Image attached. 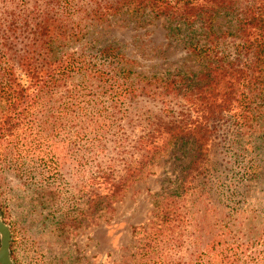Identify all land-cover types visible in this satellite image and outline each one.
<instances>
[{
  "label": "trees",
  "instance_id": "1",
  "mask_svg": "<svg viewBox=\"0 0 264 264\" xmlns=\"http://www.w3.org/2000/svg\"><path fill=\"white\" fill-rule=\"evenodd\" d=\"M0 4V145H11V151L18 152L26 148V157H33L45 144L38 133L58 130L63 118L72 121L84 116L88 105L94 109L90 98L94 88H104L111 100L126 99L130 104L139 93L161 99L166 121H157L134 139L125 135L128 125L121 123L123 114L99 124L97 108V116L92 112L91 121L96 122L92 135L82 129L74 135L80 149L90 141L95 171L88 203L95 213L110 210L126 180L158 163L166 141L175 146L170 164L177 165L179 174L166 178L152 198L153 218L133 227L131 234L140 236L141 259L149 258L160 243L173 251L180 247L182 233L176 229L183 216L175 208L173 195L183 180L192 183L216 123L233 109L241 127L253 129L261 117L264 0H0ZM127 10L138 13L135 21L161 16L170 22L168 37L178 35L175 41L184 54L193 57L196 68L152 80L140 76L136 82L147 85L139 86L130 79L131 60L114 44L75 47L89 30L96 31L101 22ZM221 16L223 26L218 22ZM228 36L235 42L231 41V55L224 56L220 39ZM75 74L80 76L82 92L65 86ZM165 95L176 101L174 109L163 100ZM24 123L26 142H19ZM101 153L112 154L103 162ZM37 159L45 161L42 156ZM116 171L122 174L116 176ZM216 225L201 249L195 247L197 235L187 234L192 246L189 254L194 258L191 264H264V227L255 236L231 238L221 230L220 222ZM173 263L181 264L179 258Z\"/></svg>",
  "mask_w": 264,
  "mask_h": 264
},
{
  "label": "rangeland",
  "instance_id": "2",
  "mask_svg": "<svg viewBox=\"0 0 264 264\" xmlns=\"http://www.w3.org/2000/svg\"><path fill=\"white\" fill-rule=\"evenodd\" d=\"M131 12L123 11L101 22V28L89 30L75 47L114 44L131 60L133 82L140 76L152 80L196 68L193 57L184 54L175 41L178 35L168 37L170 22L161 16L135 21L138 13ZM218 22L223 26L224 16ZM220 41L224 56L231 55V41L235 42V38L228 36ZM79 82L80 76L75 74L65 86L82 92ZM92 93L94 109L86 105L84 116L77 115L72 121L63 118L57 124L58 130L38 133L45 144L33 157H26V148L18 152L11 151V145H0V218L9 226L13 264H174L173 259L177 258L181 264H191L194 258L189 254L192 246L186 239L188 233L197 235L199 243L195 247L201 249L214 230L212 226L219 222L221 230L231 238L252 237L264 227L263 100L261 117L253 129L238 126L232 115L234 109L224 114L195 166L192 183L183 180L176 189L175 208L183 216L176 229L182 233L181 246L173 251L160 243L149 258L141 259L140 236L132 235V228L153 218L152 198L166 184V178L177 176L179 168L170 164L175 146L166 141L158 163L126 180L110 210L95 213L88 203L95 171L90 160V141L80 149L74 133L82 129L92 135L96 123L91 121L92 112L97 116V108L99 124H108L112 117L119 119L123 114L121 123L128 125L125 135L134 139L141 132H148L157 121H166L164 105L161 99L146 94L139 93L130 104L126 99L111 100V93L104 88H94ZM164 99L175 108L176 101L166 95ZM115 105L120 109L116 114L112 113ZM232 108H237V112L236 105ZM24 128L26 123L19 130V142H26ZM111 154L101 153L99 158L105 162ZM37 156L45 161L40 163ZM116 164L121 168L120 163ZM120 174L116 171L115 175Z\"/></svg>",
  "mask_w": 264,
  "mask_h": 264
},
{
  "label": "water",
  "instance_id": "3",
  "mask_svg": "<svg viewBox=\"0 0 264 264\" xmlns=\"http://www.w3.org/2000/svg\"><path fill=\"white\" fill-rule=\"evenodd\" d=\"M10 230L9 226L0 218V264H13L10 257Z\"/></svg>",
  "mask_w": 264,
  "mask_h": 264
}]
</instances>
